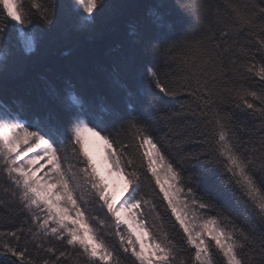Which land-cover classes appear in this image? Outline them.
I'll return each mask as SVG.
<instances>
[{"label": "snow or ice", "instance_id": "6c2138e0", "mask_svg": "<svg viewBox=\"0 0 264 264\" xmlns=\"http://www.w3.org/2000/svg\"><path fill=\"white\" fill-rule=\"evenodd\" d=\"M131 6L0 0V53L32 51L65 20L95 33ZM130 23L101 82L111 99L52 82L46 102L0 101V212L14 223L0 264H264V0H160ZM100 202L118 246L91 215Z\"/></svg>", "mask_w": 264, "mask_h": 264}, {"label": "trees", "instance_id": "16d2710c", "mask_svg": "<svg viewBox=\"0 0 264 264\" xmlns=\"http://www.w3.org/2000/svg\"><path fill=\"white\" fill-rule=\"evenodd\" d=\"M40 2L45 3L46 0ZM57 2L64 3V0ZM113 2L128 3L132 6L123 10L114 24L102 27L95 33L75 31L70 22L65 20L55 31L45 28L47 34H42L39 46L32 51L22 50V45L13 42L10 53H1L0 57V65L7 64L6 73L0 72V82L7 89L6 93L0 92V101L10 102L15 94L39 98L46 102L45 92L52 82L64 92L80 91L97 100L111 99L110 90L101 86L105 74L111 68V60L131 43L130 22L145 19L150 6L160 3V0H113ZM22 3L27 9L28 0H22ZM34 23L42 25V21L38 19H35ZM252 84L259 87L260 81L252 80ZM68 164L77 165V160L70 149L65 166ZM155 191L159 193L158 188ZM161 198L162 193L155 197L158 204ZM101 204L102 202L90 205L93 209L91 215L105 222V226L99 229L101 234L106 233L105 239L118 246L119 237L115 234L113 221ZM124 229L125 226L122 225L120 230ZM10 230H14V223L0 212V232ZM126 264H132V261L128 260Z\"/></svg>", "mask_w": 264, "mask_h": 264}, {"label": "rangeland", "instance_id": "374dc122", "mask_svg": "<svg viewBox=\"0 0 264 264\" xmlns=\"http://www.w3.org/2000/svg\"><path fill=\"white\" fill-rule=\"evenodd\" d=\"M0 57H1V53H0ZM104 150L105 149L102 141L97 140L96 143L90 144V151L93 153L94 157L98 161L100 160L101 156L104 154ZM33 155L35 154L34 153L29 154V156H33ZM25 159H28V157H25ZM114 180H115V187L113 188V191L115 193V200L122 203L123 200L121 199V197L126 198V193H125L126 181L123 177H115Z\"/></svg>", "mask_w": 264, "mask_h": 264}]
</instances>
